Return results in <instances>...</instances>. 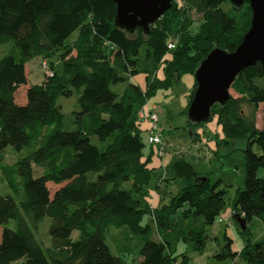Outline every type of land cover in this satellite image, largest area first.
I'll return each instance as SVG.
<instances>
[{
	"label": "trees",
	"instance_id": "obj_1",
	"mask_svg": "<svg viewBox=\"0 0 264 264\" xmlns=\"http://www.w3.org/2000/svg\"><path fill=\"white\" fill-rule=\"evenodd\" d=\"M192 10L200 17L196 27ZM115 16L112 0H0V42L13 43L0 57V179L9 188L0 194V264H131L124 251L134 253L137 264H194V256L205 253L227 191L220 179L175 154L165 169L169 176L154 184L160 203L151 206L145 195L155 175L149 166L153 148L149 143L145 152L141 119L151 95L185 73L194 75L213 48L232 51L240 44L251 25V7L230 0H173L148 32L121 28ZM55 55L61 71L43 61L46 77L30 84L24 103L17 100L16 91L27 83L26 63ZM261 80L260 62L243 68L231 85L237 95L216 102L206 120L216 118L226 138L248 139L245 181L230 202L232 217L246 221L242 230L234 218L245 243L234 250L225 232L214 254L234 264H264V238L255 239L249 228L255 217L264 224V175H258L264 127L256 125L264 103ZM196 86L195 80L182 110L194 126L202 123L187 115ZM74 95L78 108L67 127L64 110L75 106L59 98ZM8 146L18 154L11 164L4 162ZM51 182L59 185L53 193ZM46 216L52 218L51 245L44 247L35 231ZM123 226V239L136 238V249L118 241L114 253L106 240L111 228Z\"/></svg>",
	"mask_w": 264,
	"mask_h": 264
},
{
	"label": "rangeland",
	"instance_id": "obj_2",
	"mask_svg": "<svg viewBox=\"0 0 264 264\" xmlns=\"http://www.w3.org/2000/svg\"><path fill=\"white\" fill-rule=\"evenodd\" d=\"M178 3H181V0H176ZM191 17L195 21L194 27H196L199 21V15L192 10ZM196 29V28H195ZM77 32L75 31L70 39H73L76 36ZM13 46L12 42H0V57L6 54L11 50ZM43 61H46L48 65H52L53 69L57 71H61L62 66L60 62L59 56L55 55L49 59L38 58L35 59L34 62L36 64L32 68V71L28 74V81L24 86L20 87L16 91V96L19 100H21L25 93L26 87L28 84L40 82L43 78L46 77V72L43 68ZM32 63V62H31ZM51 68V67H50ZM51 69V70H53ZM48 71V69H47ZM50 71V70H49ZM194 75L190 73H185L180 76L179 80H175L172 86L168 89H160L155 94L151 95L147 102L146 108L144 109L145 114H148L149 111L156 113L158 123L161 127L162 134V142L159 144H154L152 146L153 153L152 158L157 159L160 156V150L167 151L165 147H167L170 154L176 153L178 156H184L187 159L192 160L193 157L196 159L198 163L196 164V169L199 172H203L205 174H209L213 180L220 179L221 180V188L226 189V207L221 212L218 219L215 221L213 227L210 229V236L207 240L205 253L202 256L198 257V260L194 264H234V261L230 258L218 260L214 257L215 252L218 250L220 245L223 244V235L225 232H228L230 237L234 240V246L237 249H240L245 243L244 235L238 231L237 226L235 224V220L232 217L230 202L236 193L238 186H243L245 181V149L248 145V139L246 137L239 138H224L215 134L214 130L215 118L211 121H203L201 124L194 126L190 125L187 122V117L182 113V110L188 103L189 94L192 91L194 85ZM261 80L260 82H263ZM264 84V82H263ZM231 94L236 96L237 94L231 90ZM61 100H69L71 105L75 106L68 111L65 109L64 112L66 114V125L69 126V116L72 117V111L78 108L77 95H74L70 98L60 97ZM68 104L67 102H65ZM69 106V105H68ZM146 116V115H145ZM147 119V116H146ZM149 122V119H147ZM217 124V123H216ZM256 125L258 128L264 127V103L259 105L258 111L256 113ZM73 128V127H71ZM202 135H198L201 132ZM198 131V132H197ZM197 133V134H196ZM223 133V132H222ZM200 134V133H199ZM211 135V136H209ZM224 135V134H223ZM149 130L142 132V138L145 142V151L146 153L151 149L149 141ZM209 139L208 142L214 140L217 146L216 148L211 149V143L208 145H203L206 143L202 139ZM204 142V143H203ZM213 143V142H212ZM164 147V149L160 147ZM204 146V147H203ZM193 155V156H192ZM18 154L12 149L11 146H8L5 149V159L4 162L7 164L13 163ZM192 158V159H191ZM41 170V169H40ZM39 170L34 172L35 176L40 174ZM166 172V171H165ZM169 173V172H166ZM259 176L264 175V168L259 170ZM153 181V180H152ZM154 184L157 183L154 181ZM161 183V180H160ZM153 184V186H154ZM49 189L51 193L59 186L58 184L48 183ZM152 186V184H151ZM174 188V187H173ZM149 188L146 189V194L148 193ZM172 191V189H171ZM9 192V188L4 180L0 179V194H7ZM228 219L224 222H220L219 218ZM146 220V219H145ZM52 222V218L49 216L44 217V219L39 223L38 229L35 231L36 238L41 242L44 247L51 245V238L48 233V229L50 223ZM8 226L11 228L15 227V220H10ZM249 228L253 234V237L257 240H261L264 238V224L262 221L255 217L249 224ZM3 226L0 225V238ZM124 230L127 231L126 226L122 228H111L110 235L107 237V244L109 245L112 252L117 253L118 248L116 247L118 241H120V246H128L132 250L133 247L136 246L137 239H133L132 242H128V240L123 239ZM77 236V232L74 231L73 237ZM136 249V248H135ZM183 249V245L180 244V251ZM125 259L131 264H137V258L134 253L124 251ZM134 257V258H133ZM12 264H17L13 262Z\"/></svg>",
	"mask_w": 264,
	"mask_h": 264
},
{
	"label": "water",
	"instance_id": "obj_3",
	"mask_svg": "<svg viewBox=\"0 0 264 264\" xmlns=\"http://www.w3.org/2000/svg\"><path fill=\"white\" fill-rule=\"evenodd\" d=\"M116 3L115 23L134 31L137 26L148 32L149 27L168 10L173 0H112ZM241 6L248 2L252 10L251 25L240 44L232 51L213 48L195 70L197 86L190 100L187 115L193 122L206 121L212 106L225 102L231 95V85L245 67L260 62L264 72V0H230ZM234 218L242 230L246 221Z\"/></svg>",
	"mask_w": 264,
	"mask_h": 264
},
{
	"label": "crops",
	"instance_id": "obj_4",
	"mask_svg": "<svg viewBox=\"0 0 264 264\" xmlns=\"http://www.w3.org/2000/svg\"><path fill=\"white\" fill-rule=\"evenodd\" d=\"M32 62V63H31ZM32 64H36L35 62H34V60H31V61H29V62H27L26 63V73H27V81H28V74L32 71V68L34 67V65H32ZM139 81L141 82V83H143V78L142 77H140L139 78ZM35 83H38V82H35ZM31 84H33V83H31ZM22 86H24V85H22ZM21 86V87H22ZM30 86V84H28V86L26 87V90H27V88ZM16 98H17V96H16ZM17 100H19L18 98H17ZM26 101V93H25V95H24V97L20 100V102H22V103H24ZM146 108V106H144V109ZM141 128L143 129V131H146V130H149V126H150V123L148 122V120L146 119V118H143V119H141ZM217 122H216V118H215V124H214V130L216 131V133L215 134H217L218 135V133H219V136H221L220 134H222V139L224 138V135H223V133H222V129H221V126L220 125H218V124H216ZM201 130V132H199L198 133V135H202V128L200 129ZM198 132V131H197ZM197 134V133H196ZM209 136H211V135H209ZM202 140H204L206 143H204L203 145L205 146V145H208V143H211V145H210V148L211 149H213V148H216V142H214V140H212L211 142L209 141H207V140H209L207 137H206V139H202ZM213 142V143H212ZM154 144H152V146H153ZM203 146V147H204ZM168 147V146H167ZM167 147H165V149L167 150V151H161L160 150V156H159V158H157V159H154V158H151V162H150V164H149V166H151V167H153L154 168V173H155V175H154V178H153V181H151V183H150V185H149V190H148V193L145 195V197H146V199H147V201L150 203V205L151 206H153V207H156L159 203H160V195H159V193H158V191H157V189H155V187L153 186V182L155 181L156 182V180H158L159 179V185H160V180H161V184H163L164 183V179L166 178V177H168L169 176V174L168 173H166L165 171V169H166V166L169 164V162L171 161V159H172V157H173V155L174 154H170L169 153V151H168V149H167ZM161 149L163 148L164 149V147L162 146V147H160ZM146 152V151H145ZM176 154V153H175ZM193 156V155H192ZM192 159V158H191ZM192 160H194L195 161V163H198L197 161H196V159L193 157V159ZM194 163V164H195ZM195 166H196V164H195ZM203 173V172H202ZM151 184H152V186H151ZM227 234L229 235V233L227 232ZM230 236V235H229ZM234 250H237V251H239V249H237L235 246H234ZM204 255V254H203ZM199 256H202V255H196V256H194V259H193V263H196V261L198 260V257ZM234 263H235V261H234Z\"/></svg>",
	"mask_w": 264,
	"mask_h": 264
},
{
	"label": "built area",
	"instance_id": "obj_5",
	"mask_svg": "<svg viewBox=\"0 0 264 264\" xmlns=\"http://www.w3.org/2000/svg\"><path fill=\"white\" fill-rule=\"evenodd\" d=\"M168 47L169 48H174L175 47V42L174 41H170L168 43ZM44 68L48 69L47 64L44 62L43 63ZM147 119H149V137H148V141L151 144H159L162 142V134H161V127L158 123L157 120V115L154 112H149L147 114ZM228 219V217L226 218H219L220 222H224Z\"/></svg>",
	"mask_w": 264,
	"mask_h": 264
}]
</instances>
